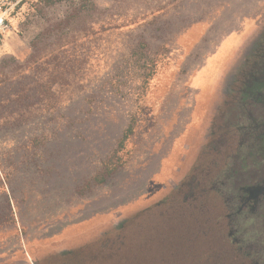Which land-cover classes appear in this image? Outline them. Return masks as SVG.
Returning a JSON list of instances; mask_svg holds the SVG:
<instances>
[{
    "label": "rangeland",
    "instance_id": "374dc122",
    "mask_svg": "<svg viewBox=\"0 0 264 264\" xmlns=\"http://www.w3.org/2000/svg\"><path fill=\"white\" fill-rule=\"evenodd\" d=\"M227 4L16 8L0 33V264H264V174L240 181L250 193L230 171L254 174L264 149V104L245 95L264 81V18ZM131 117L122 165L93 181Z\"/></svg>",
    "mask_w": 264,
    "mask_h": 264
},
{
    "label": "trees",
    "instance_id": "16d2710c",
    "mask_svg": "<svg viewBox=\"0 0 264 264\" xmlns=\"http://www.w3.org/2000/svg\"><path fill=\"white\" fill-rule=\"evenodd\" d=\"M53 1H61V0H47V2H53ZM135 123H136V118L131 117L127 127L123 131V133H122L120 139L118 140L115 148L113 149L111 154L102 162V169L100 170L99 173H97L94 176L93 181H95L97 183L105 182L106 179L109 176H111L119 168L120 165H122L123 162H122L121 151L124 149L127 140L133 134ZM260 137L263 138V140H264V134L261 135ZM262 151L263 152L261 153L262 157L260 158L261 159L260 162L259 161L257 162V160H254V163H253L255 165L254 166V174L250 173V169L248 168L247 165H245L246 163L242 159L238 162V164L235 167L230 168L231 180H234L233 185L237 188V191L240 192V190H242V189H245V190L249 189V192L251 193V190L253 189L252 187H254V186L252 184L248 185V184L242 183L240 181L246 179L250 182H257V181H259L260 177L264 174V149ZM193 191L195 192L194 189H191L190 195H193L192 194ZM220 192H222V191H220ZM220 195L222 197H224L221 193H220ZM6 199L8 201V205H10V200H9L7 195H6ZM222 201L224 203V204L220 203L222 208L224 206L222 217H225V219L230 220V218H231L229 216L230 211H229V207L227 205L226 199H224ZM9 207L11 210V206H9ZM224 209H225V211H224ZM256 219H257V222L260 223L264 227V206L261 209V212L257 213ZM198 223H199V220L197 219L195 224H198ZM203 230L205 232V229H203ZM204 232L201 231V229L199 228L198 225L195 227L196 238L199 235H202V233H204Z\"/></svg>",
    "mask_w": 264,
    "mask_h": 264
},
{
    "label": "crops",
    "instance_id": "0c3cea01",
    "mask_svg": "<svg viewBox=\"0 0 264 264\" xmlns=\"http://www.w3.org/2000/svg\"><path fill=\"white\" fill-rule=\"evenodd\" d=\"M250 0H228V4L224 5L223 8H230V9H235L237 8L239 10V14L240 12H242V9L244 10L243 13H241L243 15L244 20H247L250 17H256V18H264V0H259V6L256 9L255 13L251 12V9L253 7L252 6H248L246 5V2H249ZM245 3V5H241L240 3ZM259 8V9H258Z\"/></svg>",
    "mask_w": 264,
    "mask_h": 264
},
{
    "label": "built area",
    "instance_id": "2783aa9c",
    "mask_svg": "<svg viewBox=\"0 0 264 264\" xmlns=\"http://www.w3.org/2000/svg\"><path fill=\"white\" fill-rule=\"evenodd\" d=\"M24 0H0V33L9 28V19Z\"/></svg>",
    "mask_w": 264,
    "mask_h": 264
},
{
    "label": "flooded vegetation",
    "instance_id": "af4514ba",
    "mask_svg": "<svg viewBox=\"0 0 264 264\" xmlns=\"http://www.w3.org/2000/svg\"><path fill=\"white\" fill-rule=\"evenodd\" d=\"M261 84L264 86V81L263 82L262 81H258V82L255 81L252 86L247 88L245 95H247L249 98H252V99L257 100L258 102L264 104V91L263 92L258 91L259 90L258 87ZM254 87H257V90L252 92ZM263 89H264V87H263ZM255 97H257V99H255Z\"/></svg>",
    "mask_w": 264,
    "mask_h": 264
}]
</instances>
